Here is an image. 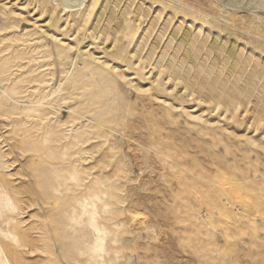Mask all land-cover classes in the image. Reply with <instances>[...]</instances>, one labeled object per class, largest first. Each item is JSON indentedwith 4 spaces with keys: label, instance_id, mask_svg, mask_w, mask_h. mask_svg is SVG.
Wrapping results in <instances>:
<instances>
[{
    "label": "rangeland",
    "instance_id": "obj_1",
    "mask_svg": "<svg viewBox=\"0 0 264 264\" xmlns=\"http://www.w3.org/2000/svg\"><path fill=\"white\" fill-rule=\"evenodd\" d=\"M0 264H264V0H0Z\"/></svg>",
    "mask_w": 264,
    "mask_h": 264
}]
</instances>
